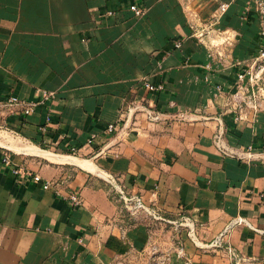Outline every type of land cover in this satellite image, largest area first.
Here are the masks:
<instances>
[{
    "label": "crops",
    "instance_id": "0c3cea01",
    "mask_svg": "<svg viewBox=\"0 0 264 264\" xmlns=\"http://www.w3.org/2000/svg\"><path fill=\"white\" fill-rule=\"evenodd\" d=\"M219 3L229 7L213 23ZM260 43L247 0H0V264H230L226 246H205L237 217L250 227L225 245L264 264V90L241 119L232 98ZM42 91L55 98L29 116L1 106ZM219 131L249 155L220 152ZM115 187L163 221L129 216Z\"/></svg>",
    "mask_w": 264,
    "mask_h": 264
},
{
    "label": "built area",
    "instance_id": "2783aa9c",
    "mask_svg": "<svg viewBox=\"0 0 264 264\" xmlns=\"http://www.w3.org/2000/svg\"><path fill=\"white\" fill-rule=\"evenodd\" d=\"M248 2H251L255 6V10L259 19V34L261 38L260 43V49L258 51L257 56L254 58V65L255 68L252 72L247 70L246 68L243 69V71L239 72L237 74V82H236V92L232 95L233 103H235L234 110L238 112V115L236 119L242 118V111L243 108L247 107L249 109H252L256 111L259 108L258 103V92L261 90H264V78L261 77V75L264 73V0H247ZM229 7L228 3H219L216 6V9L213 13V23L217 22L227 11ZM129 10L132 12L135 18L139 19L144 16L145 9L136 6L131 5L129 7ZM106 16L109 18H114L116 16V12L109 11L106 13ZM208 30H202L201 32L197 33V36L199 38H202L204 36L208 35ZM180 43H176L174 45L175 48L180 47ZM263 83V86L259 88L258 83ZM144 87L147 91L150 92H156L161 91L163 89L162 85H152L149 83H145ZM256 88V90H254ZM55 98V93L51 91H42V100L40 102H25L23 100H19L18 98L14 96H9L3 103L2 107L5 109L11 110L14 107H17L20 109L21 113L24 116L31 115L38 103H45L48 101H51ZM148 118L151 120H156L157 116L152 115L151 113H147ZM49 121V119H47ZM44 130V128H43ZM105 132L109 135L115 134L118 132V129L115 125L109 124ZM213 143L215 147L223 153H229L230 155H233L235 157L243 159L245 156L249 155V152L245 153H236L234 151H231L227 149L223 143H222V133L219 131L213 138ZM0 154L2 155V162H4L6 165L9 163V157L8 155L3 152V150H0ZM33 181L36 184H40L41 187L46 190L53 187V183L48 181H42V179L35 175L33 177ZM115 191L118 195V200L122 206V209L131 217H136L139 215L147 216L149 218H152L155 221H163V218L159 214V212L151 207L148 206L142 199V197L138 195L128 194L124 192L123 190L115 187ZM57 194L60 195V192L57 191ZM64 200H66L70 206L73 208H79L82 206V200L76 193H69L66 194L64 197H62ZM178 228H186L188 229V237L196 244L199 245L196 242L193 230L191 228L190 223L188 222V219L183 218L180 222L177 224ZM175 225V226H176ZM240 225H246L249 226L248 222L244 220L243 218H234L232 219L222 230V232L215 237L208 245H206V248H218L226 246L225 249L228 253L230 264H246V259L242 256L236 254L233 249L229 245H225L226 237L228 236L229 232L236 226ZM250 227V226H249ZM152 254L155 253V248H152L151 250ZM178 255L183 256V249L179 248Z\"/></svg>",
    "mask_w": 264,
    "mask_h": 264
},
{
    "label": "bare ground",
    "instance_id": "6f19581e",
    "mask_svg": "<svg viewBox=\"0 0 264 264\" xmlns=\"http://www.w3.org/2000/svg\"><path fill=\"white\" fill-rule=\"evenodd\" d=\"M72 161L78 163V164L81 165V166H85V167H86V165H87L86 162H79V161H76V160H74V159H73Z\"/></svg>",
    "mask_w": 264,
    "mask_h": 264
}]
</instances>
